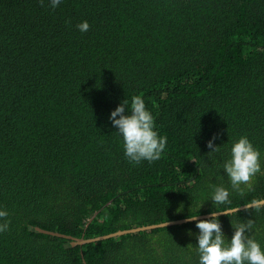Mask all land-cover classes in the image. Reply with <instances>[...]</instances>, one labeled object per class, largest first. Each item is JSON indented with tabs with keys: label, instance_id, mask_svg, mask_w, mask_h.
<instances>
[{
	"label": "trees",
	"instance_id": "trees-1",
	"mask_svg": "<svg viewBox=\"0 0 264 264\" xmlns=\"http://www.w3.org/2000/svg\"><path fill=\"white\" fill-rule=\"evenodd\" d=\"M133 95L168 138L152 163L109 120ZM242 135L264 166V0H0V264H198L196 222L76 247L37 228L93 239L264 200V172L243 195L223 173ZM219 219L264 247V205Z\"/></svg>",
	"mask_w": 264,
	"mask_h": 264
},
{
	"label": "clouds",
	"instance_id": "clouds-1",
	"mask_svg": "<svg viewBox=\"0 0 264 264\" xmlns=\"http://www.w3.org/2000/svg\"><path fill=\"white\" fill-rule=\"evenodd\" d=\"M43 2V0H42ZM50 6L55 9L60 6L62 0H48ZM89 23L83 21L77 25L81 32L89 30ZM109 120L122 140L125 157L130 163L139 164L141 161L152 163L163 155L167 144V136L160 135L156 129L155 118L147 109L145 101L140 95H133L123 101L110 113ZM214 139L208 141L211 152L218 151L220 146L214 147ZM224 175L227 177L231 189L244 194V187L251 191V180L258 173L264 172L261 162V152L256 148L247 135H242L231 143L229 156L221 165ZM210 191L205 201L211 200L214 205L230 203L229 188L221 184H209ZM203 203V202H202ZM202 203L198 205V212ZM253 200L248 207H254ZM183 206L177 211H181ZM214 208V207H213ZM235 211V210H230ZM220 214L229 213L211 211L209 218L200 220L198 215L189 220L196 221L195 251L198 254V264H264V247L256 240L250 238L248 233L253 229L254 222L231 224L233 234L229 239L222 230L219 219ZM9 213L0 206V232L8 230L10 221L6 218ZM189 235H193L189 230ZM81 239V238H78ZM189 244L188 246H191Z\"/></svg>",
	"mask_w": 264,
	"mask_h": 264
},
{
	"label": "water",
	"instance_id": "water-1",
	"mask_svg": "<svg viewBox=\"0 0 264 264\" xmlns=\"http://www.w3.org/2000/svg\"><path fill=\"white\" fill-rule=\"evenodd\" d=\"M247 205H249V204H247ZM263 205H264V200H261V201L256 202V205L254 207L263 206ZM254 207H248V206L244 205V206H240V207H237L234 209L225 210L222 212L233 214V213L240 212V211L247 210V209L254 208ZM230 210H235V211H230ZM221 216H226V215L220 214L219 217H221ZM208 218H209V214L198 216V219H200V220H204V219H208ZM192 222H196V221L195 220H189V218H184V219L169 221V222L160 223V224L137 227V228H133V229H129V230H120L118 232L108 234V235H104V236H100V237L93 238V239H85V238L78 239V238H75V237H72V236H69L66 234H60L57 232L44 230L42 228H37V229L40 233H43V234H47V235H51V236H55V237H61V238L67 239V240H71V241H73L72 245L74 247H76V246H83L85 244L100 242L103 240H108V239L124 236L127 234L152 231V230H156V229L168 228V227L183 225V224L192 223Z\"/></svg>",
	"mask_w": 264,
	"mask_h": 264
}]
</instances>
